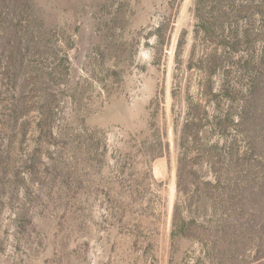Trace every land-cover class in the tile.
I'll return each instance as SVG.
<instances>
[{
    "label": "rangeland",
    "instance_id": "obj_1",
    "mask_svg": "<svg viewBox=\"0 0 264 264\" xmlns=\"http://www.w3.org/2000/svg\"><path fill=\"white\" fill-rule=\"evenodd\" d=\"M0 264H264V0H0Z\"/></svg>",
    "mask_w": 264,
    "mask_h": 264
}]
</instances>
